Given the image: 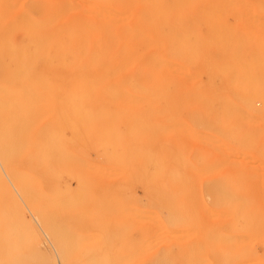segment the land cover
<instances>
[{
    "label": "bare ground",
    "instance_id": "6f19581e",
    "mask_svg": "<svg viewBox=\"0 0 264 264\" xmlns=\"http://www.w3.org/2000/svg\"><path fill=\"white\" fill-rule=\"evenodd\" d=\"M122 103L148 110L132 161L145 189L138 249L173 232L170 209H153L149 189L186 188L197 174L203 184L264 189V0H0V136L57 108L71 117L101 109L94 120ZM30 131L15 140L31 150ZM117 134L101 139L110 145ZM111 146L119 169L132 148ZM63 167L80 173V188L84 168Z\"/></svg>",
    "mask_w": 264,
    "mask_h": 264
},
{
    "label": "rangeland",
    "instance_id": "374dc122",
    "mask_svg": "<svg viewBox=\"0 0 264 264\" xmlns=\"http://www.w3.org/2000/svg\"><path fill=\"white\" fill-rule=\"evenodd\" d=\"M108 110L109 117L89 120L101 109L79 108L75 111L83 117H71L72 109L57 108L33 124L17 122L6 129L8 137L0 136V264H264V189L203 184L201 174L186 176V188L149 189L153 209H170L173 232L154 245L157 249H138L145 189L132 161L136 133L148 122H142L140 112L148 110L129 103ZM25 127L35 138L31 150L27 140H15L25 136ZM114 129L118 143L109 145L101 138ZM63 145L79 157L65 158ZM111 145L132 148L130 161L118 163L119 169L109 164ZM63 165L84 168L80 188L73 178L80 173L67 176L71 173Z\"/></svg>",
    "mask_w": 264,
    "mask_h": 264
}]
</instances>
